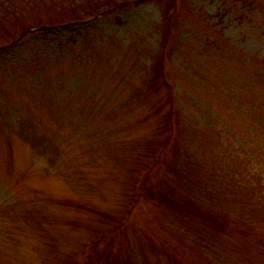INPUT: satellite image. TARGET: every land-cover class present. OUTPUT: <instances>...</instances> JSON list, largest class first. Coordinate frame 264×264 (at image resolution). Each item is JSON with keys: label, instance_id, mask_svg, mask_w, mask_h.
I'll return each instance as SVG.
<instances>
[{"label": "rangeland", "instance_id": "obj_1", "mask_svg": "<svg viewBox=\"0 0 264 264\" xmlns=\"http://www.w3.org/2000/svg\"><path fill=\"white\" fill-rule=\"evenodd\" d=\"M0 18V264H264V0H0ZM230 173L263 205L251 237Z\"/></svg>", "mask_w": 264, "mask_h": 264}, {"label": "trees", "instance_id": "obj_2", "mask_svg": "<svg viewBox=\"0 0 264 264\" xmlns=\"http://www.w3.org/2000/svg\"><path fill=\"white\" fill-rule=\"evenodd\" d=\"M0 20H2V18H0ZM27 29H32V28L26 27L25 30H27ZM18 33H19V31L15 34V36H12V37L15 38L18 35ZM170 33H171V29H170V26H169L167 28L166 32H165L166 40L169 39L168 37H169ZM166 44H167V42H166ZM165 47L166 46L163 45V49H165ZM160 75H161V78H163L165 85H167L168 82H167V78H166V72L164 71V69H163V71H162V73ZM263 81H264V73L262 74V79H260L258 81V85H260V89L262 88V91H263V88H264V84H262L261 82H263ZM237 90H238V94L237 95H240L241 93L244 92V87H240V86L237 85ZM246 93L247 92H245L244 95ZM260 96H261V94H260ZM238 101H240V99H238ZM169 102L174 105L173 99H172V101L170 99ZM167 103H168V101H167ZM172 109L168 111V116H167V119H166V123L168 124L167 131H166L167 136L165 138V143H163V145L161 146V149L168 148L170 143L172 144V141L175 139V128H174V121H173L175 119V113L172 111ZM162 154H163V150L152 152L150 164H148L146 168H145V166H146L145 165V166H141L139 169L138 168L136 169V171H135L136 172V176H135L134 182L132 184L133 190L135 188L134 193L132 195L133 201L131 203H129L130 204V210H128V212L125 214V216L123 218H121L120 221L116 224V227H115L116 231L119 230L121 227L124 226V224H127L131 220V217L134 214V210L136 209V207L139 206V204L141 203V200L144 197V193H145L144 190L146 188V181L148 179L147 177L151 175V173L154 171L155 168H159L163 164L162 163L163 162ZM230 176H231L230 177V181H228V182L225 181V185L228 186V188H226V189L229 191V193L231 191L233 192L232 200H234V202L237 204L235 206H238L239 210L242 209V213L241 214H242V217L244 218V222H245L243 227L239 228V230L241 231L240 235H243V236L246 237V236H249V233H250V237H251L252 236L251 232H252L253 227H251V224H249V223H251L250 220H251L252 217H254V218H255V216L259 217V212L263 211V210H261L263 208L262 207L263 205H262V203L258 202L256 197L252 196V194H251V196L244 195V197H242V200H240L239 199L238 190H240L241 188L242 189L243 188L247 189L248 185L246 186L243 183L240 184L241 181H236L235 180V175L233 173H230ZM213 177L215 178V174H214ZM181 181H182V177H181ZM181 181H179V183H181ZM183 181H185V180H183ZM248 182L249 181H247V183ZM181 184L183 185V182ZM180 189L181 188L179 186V190ZM188 192L190 194H188V193L183 194V197H182L183 204L179 203V220L182 221L183 223L185 222V221L182 220L184 215H185L184 212H187L188 211V207H189V206H187V202H189L188 204H190V205L192 204V202H196L195 199H194L195 195H194L193 191L190 190ZM231 203L232 202H229L230 206H231ZM198 204L205 205L204 203H200V202ZM184 224H187V223H184ZM209 224H210V226L208 225V228L206 229L207 231H206L205 235H207V236L211 235L212 238L215 241H217V242H218V240L222 239V236H223V239L227 236L228 229L226 230V225H225L226 224V218L221 219V221H219V222L215 219V220L211 221ZM234 224L235 223H233V226H235ZM172 225H175V224L172 223ZM175 226L170 231L177 230L175 228ZM167 227H169V226L167 225ZM115 230H114V232H116ZM203 230H205V229H203ZM112 232L113 231H111V235L114 233V232L113 233ZM105 236H107V235L103 234L101 239H103ZM109 236H110V234H109ZM189 236H190V238L188 236L184 235V244L186 246H189L190 242L192 243L193 240H194V238L191 237V235H189ZM180 241L183 242V240L181 238H180ZM95 249H97V248H94V250ZM132 251H133V254H137L138 252H141L140 250L135 249V248ZM209 251L210 250H204V255H208ZM208 259L212 260V258H208ZM106 264H109V263H106Z\"/></svg>", "mask_w": 264, "mask_h": 264}, {"label": "water", "instance_id": "obj_3", "mask_svg": "<svg viewBox=\"0 0 264 264\" xmlns=\"http://www.w3.org/2000/svg\"><path fill=\"white\" fill-rule=\"evenodd\" d=\"M32 30H27L25 32H23L15 41H13L12 44H14L15 42L19 41L20 39H22L23 37H25L27 34H29Z\"/></svg>", "mask_w": 264, "mask_h": 264}]
</instances>
